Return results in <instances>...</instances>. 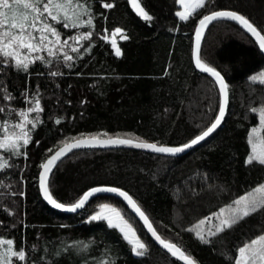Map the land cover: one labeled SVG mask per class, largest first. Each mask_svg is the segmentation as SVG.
Listing matches in <instances>:
<instances>
[{
    "label": "trees",
    "instance_id": "obj_1",
    "mask_svg": "<svg viewBox=\"0 0 264 264\" xmlns=\"http://www.w3.org/2000/svg\"><path fill=\"white\" fill-rule=\"evenodd\" d=\"M88 2L94 28L56 25L62 40L89 30L94 33L89 41H68L64 51L72 61L65 63L63 53L47 57L45 51L31 55H44L51 64L37 61L27 72L16 69L14 61L0 66V108L5 109L0 124L7 121L9 131H19L13 128L22 120L19 111L34 107L35 97L44 109L29 114V119L41 123L34 130L28 125L31 141L21 149L26 154L0 150V159L11 165L0 171V240L13 241L11 246L0 244V251L12 247L26 253L25 261L13 258V264H184L156 245L118 197L96 196L76 214L50 207L40 194L41 165L62 141L73 138L100 134L182 146L200 135L215 121L222 94L216 80L193 63L198 21L226 9L264 29V0H212L187 21L176 15L181 9L177 0H141L152 21H145L130 0ZM104 3L114 7L104 8ZM117 28L128 37L118 42L119 57L104 38ZM72 46L80 51L73 53ZM201 59L219 70L229 86L226 119L211 138L181 156L129 148L75 151L54 168L49 189L67 205L93 187L124 189L159 234L198 264H234L238 249L264 234V211L205 237L207 243L196 232L200 221L264 185V165L246 163L252 129L260 127L259 111L251 109L264 105V83L250 77L264 70V54L237 23L221 20L208 28ZM8 95L14 99H6ZM5 134L0 127V136ZM101 202L118 205L130 217L148 246L147 255L136 256L123 234L107 221L91 220Z\"/></svg>",
    "mask_w": 264,
    "mask_h": 264
},
{
    "label": "snow or ice",
    "instance_id": "obj_2",
    "mask_svg": "<svg viewBox=\"0 0 264 264\" xmlns=\"http://www.w3.org/2000/svg\"><path fill=\"white\" fill-rule=\"evenodd\" d=\"M130 2L133 8L145 21H152L153 17L141 5V0H130ZM177 2L183 6V11L177 12L176 15L180 20L187 21L198 15L199 10L206 9L212 0H177ZM102 6L110 9L114 7V4L104 3ZM222 18L238 21L253 37H255L260 48L264 49V29L257 27L245 15L236 11H212L199 19L196 28V66L203 72L210 73L215 77L224 98L215 121L200 135L180 147L158 146L155 143L146 141L137 142L130 139H122L120 137H109L108 139L101 140L99 139L100 134L91 138H73V142L71 143L62 141V146L41 165L43 169L41 173V187L44 189L45 198L49 203L56 208L75 212L77 209L83 208L89 198L96 193H118L127 200L133 210L147 225L152 236L167 249L172 256L178 257V259L184 261L185 264H197V262L190 255H186L180 247L170 241L162 239L157 234L156 229L153 227L146 213L127 192L114 187H96L85 192L76 203L65 205L53 198L48 188V176L57 162L62 160L68 153L72 152L73 149H79L81 147L129 145L136 148L150 149L156 153L176 155L197 145L213 133L221 125L225 116V110L229 100V86L225 82L223 75L216 68L203 62L200 56V43L208 25ZM93 20L94 14L91 11L88 0H0V57L5 58L3 61H0V66L8 65L14 61L16 69L27 72L29 71L30 65L37 61L51 64L52 60L46 59L44 55H31L43 53L45 51L47 57L54 59L58 58V53H63V60L65 63H68L73 60V56L64 51L65 47L68 46V41L74 40L77 43L89 41L94 33L89 30L78 33L74 37H68L62 40L61 31L56 25H60L65 29H77L85 26L91 29L94 28ZM51 21H55L56 24L51 23ZM115 33H122V29H115ZM104 38L107 39V37ZM122 38L125 40L128 39L126 35ZM112 47L115 48L116 56L119 57L122 55L121 50L116 47V42L114 40L112 41ZM25 50L27 54H25ZM71 51L73 53H78L80 48L72 46ZM50 74L53 76L61 75L59 72H52ZM250 80L264 83V73L254 75L250 77ZM5 98L9 100L14 99L11 95ZM32 103L34 107H28L27 109L19 111V116L22 117V120L18 121L13 126L14 129H19V131H9L7 121L0 124V127H2L6 133L0 136V150H4L13 155L26 154L22 153L21 149L25 148L31 141L28 125H31V129L34 130L36 126L41 123L38 118L29 119V114H39L44 110L38 97L33 98ZM251 110L254 112L259 111L260 129L255 127L252 129V133L256 138L253 139L252 136L249 137L251 154L247 157L246 163L252 164L256 162L260 165H264V136L258 135L260 130H264V105H262L260 109L253 108ZM3 111H5V109L0 108V112ZM56 123H60V120H56ZM102 135L107 134L104 133ZM48 151L51 152L52 149ZM10 166L6 158L0 159V171ZM255 191L264 193V185L260 186ZM250 196L251 194L236 200L234 202L235 207L231 208L229 217L221 219L215 231L209 232L208 235L216 236L217 233L224 232L226 229H231L244 218L258 211H264V198L257 200L255 197L249 198ZM224 211V209H221V213ZM221 213H218L217 216ZM91 220H106L110 228L118 229L123 234L124 240L132 246V252L136 256L144 257L148 254V246L137 235L136 229L124 218L119 209L108 204H102L100 205V210L91 217ZM200 223L204 224L205 221L202 220ZM189 231H191V229ZM196 236L206 243L209 242L205 240V237L201 235L199 231L196 232ZM0 244L11 246L13 245V241L0 240ZM84 247L87 248L88 245L85 244ZM238 252L239 257L235 259L234 264H264V234L259 235L257 238L252 239L250 243L240 247ZM13 258H15L17 262L25 261L26 253L22 249L13 250L12 247H7L3 251H0V264H13Z\"/></svg>",
    "mask_w": 264,
    "mask_h": 264
},
{
    "label": "water",
    "instance_id": "obj_3",
    "mask_svg": "<svg viewBox=\"0 0 264 264\" xmlns=\"http://www.w3.org/2000/svg\"><path fill=\"white\" fill-rule=\"evenodd\" d=\"M218 11H233V10H226V9H224V10H218ZM239 13V12H238ZM221 20H231V19H227V18H222V19H218V20H216V21H213L211 24H209L208 25V27L205 29V31H204V34H203V36H202V39H201V43H200V56H201V50H202V46H203V43H204V39H205V36H206V33H207V30H208V28L213 24V23H215V22H217V21H221ZM231 21H234L235 23H237L243 30H245L254 40H255V42L258 44V46H259V43H258V41L255 39V37H253L238 21H236V20H231ZM198 26V25H197ZM197 28V27H196ZM259 48H260V46H259ZM261 49V48H260ZM261 51H262V53L264 54V49H261ZM193 63H194V66H195V68L199 71V72H201V73H203V74H205V75H209V76H211V77H213L210 73H206V72H203L200 68H198L197 66H196V30H195V34H194V40H193ZM219 71V70H218ZM220 72V71H219ZM221 73V72H220ZM222 74V73H221ZM223 75V74H222ZM224 77V76H223ZM214 79H215V77H213ZM216 80V79H215ZM224 80H225V82L227 83V81H226V79H225V77H224ZM228 84V83H227ZM223 100H224V98H223V95H222V103H223ZM221 103V104H222ZM228 109H229V100H228V104H227V106H226V110H225V116H224V118H223V120H222V122H221V125L213 132V133H211L205 140H203V141H201L200 143H198L197 145H194L193 147H191V148H188V149H186L184 152H181V153H179V154H176V155H172V154H167V153H156V152H153L152 150H150V149H144V148H136V147H134V146H129V145H111V146H107V147H105V146H97V147H81V148H79V149H73V151L72 152H70V153H68L66 156H64L63 158H62V160L63 159H65L67 156H69L70 154H72L73 152H75V151H80V150H85V149H116V148H129V149H135V150H139V151H144V152H148V153H153V154H159V155H167V156H181V155H185V154H187V153H189L190 151H192L193 149H195L196 147H198V146H200L201 144H203L204 142H206L209 138H211L221 127H222V125H223V123H224V121H225V119H226V116H227V113H228ZM91 137H93V136H89V137H84V138H91ZM84 138H79V139H84ZM109 137H99V139H101V140H104V139H108ZM112 138H115V137H112ZM122 139H125V138H122ZM133 141H137V140H133ZM71 142H73V141H70L69 143H71ZM138 142V141H137ZM146 142H149V143H155V142H152V141H146ZM155 144H157L158 146H168V147H180V146H170V145H162V144H158V143H155ZM61 147V146H60ZM56 150H58V149H56ZM55 150V151H56ZM54 151V152H55ZM54 152L51 154V155H53L54 154ZM50 155V156H51ZM49 156V157H50ZM48 157V158H49ZM47 158V159H48ZM46 159V160H47ZM46 160L44 161V163L46 162ZM62 160H60V161H58L57 162V164H56V166L62 161ZM55 166V167H56ZM54 167V168H55ZM54 168L52 169V171H51V173H49V176H48V188H49V181H50V177H51V174H52V172H53V170H54ZM42 171H43V169L41 168V170H40V174H39V189H40V194H41V196H42V198H43V200L50 206V207H52L53 209H55V210H58V211H60V212H64V213H67V214H76V213H79V212H81L82 210H84L85 208H86V206L88 205V203L94 198V197H96V196H99V195H110V196H115V197H118L119 199H121L123 202H124V204L126 205V207L134 214V216L144 225V228H145V230L147 231V233L149 234V236L153 239V241L156 243V245L157 246H159L161 249H163L164 251H166V252H168V250L167 249H165L153 236H152V234H151V232L148 230V227H147V225L144 223V221L140 218V216L133 210V208L131 207V205L127 202V200H125L124 199V197H122V196H120L118 193H115V192H99V193H96L94 196H92L91 198H89V200L85 203V205H84V207L83 208H80V209H77V211H75V212H71V211H67V210H62V209H59V208H56V207H54L51 203H49V201L45 198V193H44V189L41 187V173H42ZM97 187H114V186H97ZM93 188H96V187H93ZM114 188H118V187H114ZM92 189V188H91ZM119 189H121V188H119ZM90 190V189H89ZM88 190V191H89ZM121 190H123V191H125V192H127L126 190H124V189H121ZM49 191H50V189H49ZM135 201H136V199L129 193V192H127ZM53 196V195H52ZM53 198H54V196H53ZM55 199V198H54ZM55 200H57V199H55ZM58 201V200H57ZM59 202V201H58ZM137 202V201H136ZM61 203V202H60ZM137 204L140 206V204L137 202ZM65 205H67V204H65ZM141 207V206H140ZM141 209L143 210V208L141 207ZM144 211V210H143ZM145 212V211H144ZM146 213V212H145ZM146 215H147V213H146ZM148 216V215H147ZM148 218H149V216H148ZM149 220H150V222L152 223V225H153V227L155 228V226H154V224H153V222L151 221V219L149 218ZM156 229V228H155ZM157 231V230H156ZM157 234L162 238V239H164L160 234H159V232L157 231ZM165 240V239H164ZM167 241V240H166ZM175 244V243H174ZM178 246V245H177ZM179 247V246H178ZM183 250V249H182ZM184 251V250H183ZM185 252V251H184ZM169 253V252H168ZM170 254V253H169ZM186 254V253H185ZM171 255V254H170ZM187 255V254H186ZM174 257V256H173ZM175 259H177L178 261H180V262H182V263H184L185 264V262L184 261H181L180 259H178V257H174ZM193 258V257H192ZM194 259V258H193ZM195 260V259H194ZM198 264V263H197Z\"/></svg>",
    "mask_w": 264,
    "mask_h": 264
},
{
    "label": "rangeland",
    "instance_id": "obj_4",
    "mask_svg": "<svg viewBox=\"0 0 264 264\" xmlns=\"http://www.w3.org/2000/svg\"><path fill=\"white\" fill-rule=\"evenodd\" d=\"M130 3H131V2H130ZM131 5H132V4H131ZM180 6H181L180 11H183V6H182L181 4H180ZM132 7H133V6H132ZM134 10H135V9H134ZM135 11H136V10H135ZM180 11H179V12H180ZM136 12H137V11H136ZM123 36H124L123 31H122V33H115V31H113V32L108 33L105 37H107V40L110 41L111 44H112V41L114 40V41L116 42V47L119 48L118 42H119V40H120ZM119 49H120V48H119ZM114 50H115V48H114ZM25 54H27L26 51H25ZM260 73H264V70H263L262 72H260ZM260 73H259V74H260ZM257 129H260V127H258ZM258 135L262 136V130L259 131ZM255 138H256V136L253 134V139H255ZM258 188H259V187H258ZM258 188H256V189H258ZM256 189H255V190H256ZM255 190L249 193V194H251V196H250L249 198H251V197H255L257 200H259V199H261V198H264V193H262V192H257V191H255ZM249 194H247V195H245V196H249ZM245 196H244V197H245ZM102 204H108V205H111V206H113V207L119 209V210L121 211V213L123 214L124 218H125L126 220H128V222H129L130 224H132V226L136 229V233H137V235L141 238V236H140V234H139V232H138V229L136 228L134 222L130 219L129 216L126 215V213H125V212H124V211H123L118 205H116V204H114V203H111V202H101V203H99V204H98V207H97V211L93 214V216H94V215L100 210V205H102ZM232 207H235V205H232V206H230V207H226V208H224L225 211H224L223 213H221V210H220L219 212L213 214V215L210 216L209 218L203 220V221H205V223H204V224L199 223V226L197 227V231H199V232L201 233V235H203L204 237H208V236H209L208 233L211 232V231H215V229H216V227L219 225L221 219H223V218H225V217H229L230 212H231V208H232ZM218 213H221V214H220L219 216H217ZM105 221H106V220H105ZM141 239H142V238H141ZM142 240H143V239H142ZM238 257H239V256H238Z\"/></svg>",
    "mask_w": 264,
    "mask_h": 264
}]
</instances>
